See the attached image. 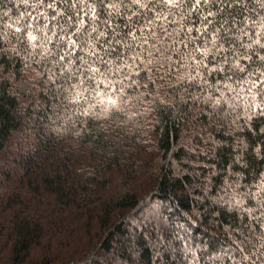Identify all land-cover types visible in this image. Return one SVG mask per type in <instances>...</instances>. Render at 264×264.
I'll return each instance as SVG.
<instances>
[{
  "label": "trees",
  "instance_id": "1",
  "mask_svg": "<svg viewBox=\"0 0 264 264\" xmlns=\"http://www.w3.org/2000/svg\"><path fill=\"white\" fill-rule=\"evenodd\" d=\"M0 264H264V0H0Z\"/></svg>",
  "mask_w": 264,
  "mask_h": 264
},
{
  "label": "snow or ice",
  "instance_id": "2",
  "mask_svg": "<svg viewBox=\"0 0 264 264\" xmlns=\"http://www.w3.org/2000/svg\"><path fill=\"white\" fill-rule=\"evenodd\" d=\"M169 2H171V0H169ZM197 2H199V0H197ZM32 39H35V37H31Z\"/></svg>",
  "mask_w": 264,
  "mask_h": 264
}]
</instances>
